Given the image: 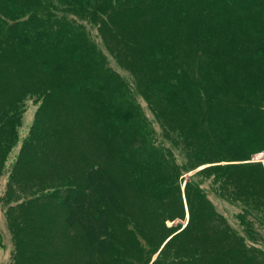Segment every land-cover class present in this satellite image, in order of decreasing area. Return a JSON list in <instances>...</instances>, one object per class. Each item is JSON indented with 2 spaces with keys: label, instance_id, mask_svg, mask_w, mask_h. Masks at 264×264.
<instances>
[{
  "label": "trees",
  "instance_id": "obj_1",
  "mask_svg": "<svg viewBox=\"0 0 264 264\" xmlns=\"http://www.w3.org/2000/svg\"><path fill=\"white\" fill-rule=\"evenodd\" d=\"M138 95L161 131L147 122ZM29 98L39 106L9 168ZM164 136L194 160L180 172L264 150V0H0V176L8 172L16 184L39 176L37 198L24 205L60 198L85 264L119 249L105 211L122 209L123 182L154 209H175L167 197L176 167ZM212 168L216 177L251 175L264 186L262 163ZM185 192L189 219L169 241L183 249L180 263L264 264V251L245 241L256 238L252 224L262 227L255 218L239 214L240 234L197 182Z\"/></svg>",
  "mask_w": 264,
  "mask_h": 264
},
{
  "label": "rangeland",
  "instance_id": "obj_2",
  "mask_svg": "<svg viewBox=\"0 0 264 264\" xmlns=\"http://www.w3.org/2000/svg\"><path fill=\"white\" fill-rule=\"evenodd\" d=\"M100 46L110 65L127 79L134 80L133 74L117 63L105 45ZM136 99L154 132L161 131V125L145 99L140 95ZM38 106L39 101L35 98L25 100L17 127L18 141L12 147L7 160L9 168L16 161L24 139L30 134ZM170 135L173 137L172 134ZM169 138L158 137L163 141V147L168 145L170 148L167 152L170 153L171 169L176 167V173L172 175L170 182V196L167 197L169 204L175 205V209H170L169 212L165 209H154L149 201L146 204L141 197L138 198L135 190L123 182L120 193L122 209L117 211L108 208L105 211L115 239H118L117 244L119 241V249L114 255L106 253L101 263L168 264L178 261L177 264H182L179 262L180 258L176 259L175 256L178 255L179 250L183 249L178 247L174 250V242L169 244V241L171 242V238L177 235L188 222L189 212L185 186L190 182H197L212 204L214 211L240 234H243V225L240 224L239 214H246L247 220L250 217L255 218L262 227L259 229L255 223L252 224L256 238L250 240L247 236L245 241L247 245H254L264 251V186L261 184L262 181H257L251 175L243 180L232 179V181L212 175V167L215 165L261 163L255 158L257 153L252 154L247 160L205 162L197 164L186 172H180L179 167L190 166L194 160L189 157L187 148L180 140L172 141ZM84 147L86 154L93 155L89 148L87 149L85 145ZM83 149L82 147L74 148L73 154H78ZM9 179L10 173L8 172L0 176V264H85V255L79 243L80 232L66 225L64 217L67 212L61 199H45V203L38 209L34 207L35 205H24L29 200L37 198V194L31 195L34 193L31 189L36 188L33 185L39 176L19 184L9 183ZM173 213L176 215L170 219L169 215Z\"/></svg>",
  "mask_w": 264,
  "mask_h": 264
},
{
  "label": "built area",
  "instance_id": "obj_3",
  "mask_svg": "<svg viewBox=\"0 0 264 264\" xmlns=\"http://www.w3.org/2000/svg\"><path fill=\"white\" fill-rule=\"evenodd\" d=\"M256 160L264 165V150L255 155Z\"/></svg>",
  "mask_w": 264,
  "mask_h": 264
}]
</instances>
